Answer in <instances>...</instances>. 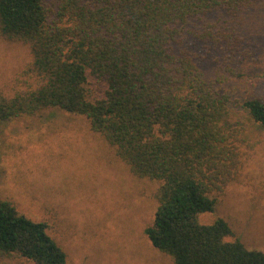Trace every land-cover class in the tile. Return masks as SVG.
<instances>
[{
	"label": "trees",
	"instance_id": "trees-1",
	"mask_svg": "<svg viewBox=\"0 0 264 264\" xmlns=\"http://www.w3.org/2000/svg\"><path fill=\"white\" fill-rule=\"evenodd\" d=\"M261 10L264 0H0V38L31 55L21 86L0 91V121L50 107L85 116L133 176L157 181L144 233L173 264H264L263 252L226 240L224 219L198 220L264 146V97L218 87L256 61ZM88 76L103 85L100 98L89 99ZM0 258L67 264L46 223L9 200H0Z\"/></svg>",
	"mask_w": 264,
	"mask_h": 264
},
{
	"label": "rangeland",
	"instance_id": "rangeland-1",
	"mask_svg": "<svg viewBox=\"0 0 264 264\" xmlns=\"http://www.w3.org/2000/svg\"><path fill=\"white\" fill-rule=\"evenodd\" d=\"M257 18L253 28L262 26L260 38L264 10ZM261 39L256 61L240 78L228 76L218 86L233 99H243L247 92L264 97ZM208 58L202 66L210 77L216 64L211 55ZM30 61L26 45L0 38L3 94L12 96L21 86V74ZM87 90L95 100L104 87L88 76ZM157 186V181L133 176L83 115L50 107L0 121V200L11 201L31 221L46 223L47 233L66 253L67 264H173L144 233L153 224ZM217 218L234 233L226 240L238 238L247 249L264 253V146L248 160L239 181L218 197L214 211L198 220L210 224ZM0 264L31 262L0 258Z\"/></svg>",
	"mask_w": 264,
	"mask_h": 264
}]
</instances>
